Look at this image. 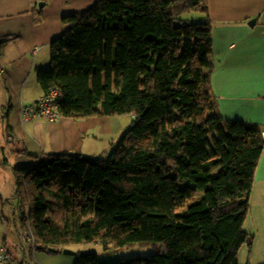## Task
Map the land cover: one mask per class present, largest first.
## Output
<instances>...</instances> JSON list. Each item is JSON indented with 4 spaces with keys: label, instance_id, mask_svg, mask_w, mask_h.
<instances>
[{
    "label": "trees",
    "instance_id": "16d2710c",
    "mask_svg": "<svg viewBox=\"0 0 264 264\" xmlns=\"http://www.w3.org/2000/svg\"><path fill=\"white\" fill-rule=\"evenodd\" d=\"M193 10L204 21L189 22ZM63 22L49 69L37 73L44 93L59 90L62 116L133 121L108 158L44 153L34 167L13 166L2 219L12 222L4 208L19 206L38 249L94 241L156 249L114 263L90 252L76 264H240L241 248L254 243L244 225L263 127L218 113L208 0H100ZM5 45L0 38V57ZM7 110L2 119L10 101Z\"/></svg>",
    "mask_w": 264,
    "mask_h": 264
},
{
    "label": "crops",
    "instance_id": "0c3cea01",
    "mask_svg": "<svg viewBox=\"0 0 264 264\" xmlns=\"http://www.w3.org/2000/svg\"><path fill=\"white\" fill-rule=\"evenodd\" d=\"M98 1L0 0V38L6 40L4 54L0 57V126L6 122L1 117L9 101L12 111L7 118L11 133H7L4 126L0 131V164L7 159L9 164L2 166L11 171V187L4 194L5 199L14 193L13 166L34 167L44 153L95 155L88 147L93 142L87 140L95 141L93 144L98 146L99 141L105 142L108 136L119 133L121 117L62 116L50 122L42 116L29 120L23 116V108L44 93L37 73L50 67V45L68 28L63 18ZM208 14L213 39L211 79L218 113L224 119H237L264 128V0H208ZM202 17L205 19L206 15ZM124 118L130 123L133 115L131 119ZM4 133L8 142L13 140L20 144L14 149L25 148L29 155L13 152L15 162L12 163L1 144L5 140ZM115 141L113 138L112 142ZM6 183L4 180L2 186L6 187ZM250 203L249 213L252 212L255 221L264 219V150ZM8 241L3 238L0 246L8 248Z\"/></svg>",
    "mask_w": 264,
    "mask_h": 264
},
{
    "label": "rangeland",
    "instance_id": "374dc122",
    "mask_svg": "<svg viewBox=\"0 0 264 264\" xmlns=\"http://www.w3.org/2000/svg\"><path fill=\"white\" fill-rule=\"evenodd\" d=\"M202 15L204 16L203 12L197 11V10H193L189 12L188 14L189 22L194 23V22L204 21V18L202 17ZM8 111L9 110H7L6 112ZM11 114H12V111L10 112V115ZM109 116L121 117V121H118V126L120 125V129H118L119 133H117L116 135L108 136L105 142L99 141L98 146L96 144H93L95 143V141L90 140V139L87 140L89 142H93V143H90L88 147L90 150H92V152H95V155H90V156H95V157L101 156L103 158H108L111 155L112 151L116 148L122 136L124 135L126 130L130 127L133 121V120L132 121L130 120L131 122L128 123V121H126L124 118V117H127L128 119H131L130 118L132 117L131 114H114V115H109ZM7 117L5 119L6 122H4L0 126V131L3 129V126H4V129H6L8 127V124L10 125V122L8 120L9 118L7 119ZM21 121L22 120L20 119V123ZM4 134H5V140H3L1 144L6 149V154H5L6 157L12 163H14L15 157H14L13 150H10V147L14 149V147L16 148L20 144L13 142V140L8 142V138H7L8 136L6 133ZM113 138H115L116 140L115 142H112ZM84 157H89V156L84 155ZM4 180H6L7 182L6 187L2 186ZM10 180H11V171L7 170L5 166H2L0 164V194L1 196H5L4 194L8 192V188L11 187ZM1 207L2 206L0 203V242H2L3 238L8 239L9 240L8 248L10 249L9 251L14 257L34 260L36 264H76L79 258V255L83 253H90V252L97 253L100 257L101 262L103 263H114L123 258L134 257L138 255L147 256V255H150L156 252V249L152 245L143 246L141 244H133V245H126L123 247H116L114 245H109L108 247H105V245L101 243L100 241H94V242L75 243V244H72L68 247L61 249V251L59 252L58 251L54 252L49 249H37L36 253L32 254L30 248L26 246V243H24L23 238L19 232L20 229L26 226L22 223L20 219L19 206H17L14 202H12L10 206L8 205L4 208L6 216L9 219H13L12 222L4 221L2 219ZM244 228L251 235L253 242L255 241V245L254 243H253V247H249L248 243L243 245L239 253L240 264H264V219H261V221L259 220L255 221V218H253V214L251 212L247 216ZM66 248L74 252L65 253L63 250Z\"/></svg>",
    "mask_w": 264,
    "mask_h": 264
},
{
    "label": "built area",
    "instance_id": "2783aa9c",
    "mask_svg": "<svg viewBox=\"0 0 264 264\" xmlns=\"http://www.w3.org/2000/svg\"><path fill=\"white\" fill-rule=\"evenodd\" d=\"M60 95L57 89H50L45 92L33 105H28L23 108L24 118L28 120L35 116H42L50 122L59 120L62 116L59 109L61 101ZM262 135L264 138V128L262 129ZM21 236L26 246L30 248L32 254L36 253L38 244L35 240L34 230L30 221L22 228ZM0 264H36V262L34 260L16 258L11 254L6 245H1Z\"/></svg>",
    "mask_w": 264,
    "mask_h": 264
},
{
    "label": "water",
    "instance_id": "95a60500",
    "mask_svg": "<svg viewBox=\"0 0 264 264\" xmlns=\"http://www.w3.org/2000/svg\"><path fill=\"white\" fill-rule=\"evenodd\" d=\"M83 158H85V159H87L88 157H83ZM49 250H51V251H54V252H57L58 251V249L57 248H50ZM65 253H73L74 251H72V250H70V249H68V248H66V249H64L63 250ZM87 253H83V254H81V256H85Z\"/></svg>",
    "mask_w": 264,
    "mask_h": 264
}]
</instances>
